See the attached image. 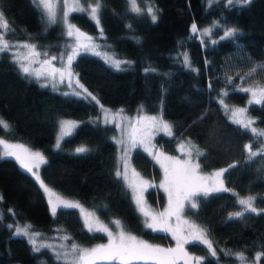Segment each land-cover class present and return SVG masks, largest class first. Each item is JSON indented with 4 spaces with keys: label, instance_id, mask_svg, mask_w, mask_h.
Masks as SVG:
<instances>
[{
    "label": "trees",
    "instance_id": "obj_1",
    "mask_svg": "<svg viewBox=\"0 0 264 264\" xmlns=\"http://www.w3.org/2000/svg\"><path fill=\"white\" fill-rule=\"evenodd\" d=\"M137 2L145 9L142 14L131 11L129 0H99L98 24L87 13L69 14L81 29L99 35L111 52L127 60L117 69L97 53L76 55L71 68L95 100L44 86L22 73L8 51L0 52V118L10 125L0 128V139L36 149L46 161L33 171L37 180L0 150V264H62L47 248L35 251L27 236L16 234V224L30 225V230L43 235L59 232L86 246L107 240L106 233L85 227L77 207L59 206L53 214L41 181L106 222L119 220L146 242H168L165 232L146 226L128 185L117 176V129L100 118V106L158 113L173 134L159 132L153 140L156 146L176 154L178 142L191 141L204 153L197 161L201 173L222 166L228 169L223 181L229 191L201 193L194 197L197 207L186 209L206 230L217 252L212 257L203 243H187L186 250L200 256V264H233L234 253L250 258L264 253V138L234 123L229 113V107L242 106L245 119L254 122L251 127L264 130V103H249L251 92L243 91L264 87V67H260L264 66V0H251L244 6L228 5L226 0ZM95 3L88 0L84 6ZM149 6L156 10L155 22L146 11ZM0 12L14 30L6 38L55 48L60 27L57 22L49 24L32 0H0ZM207 25L211 34L200 33ZM233 28L237 30L234 36L222 38L225 30ZM64 118L77 123L56 147ZM246 145L258 155L249 158ZM78 148L86 151L78 152ZM129 160L150 181L148 204L161 207L163 190L156 187L160 168L152 153L135 146ZM243 195L255 197L257 213L230 219L242 210L238 200ZM258 262L264 264V255Z\"/></svg>",
    "mask_w": 264,
    "mask_h": 264
},
{
    "label": "snow or ice",
    "instance_id": "obj_2",
    "mask_svg": "<svg viewBox=\"0 0 264 264\" xmlns=\"http://www.w3.org/2000/svg\"><path fill=\"white\" fill-rule=\"evenodd\" d=\"M32 2L38 9L44 12L49 24H55L57 22V9L58 7H60V19L61 22L67 25V35L69 37H75L77 41L76 47L72 49L71 54L67 55L66 66L61 68L54 67L52 65V61L58 59V57L56 56H52L50 59H45L41 62L42 67L44 65H48L50 68V71H47L46 73L44 71L34 70L31 66L32 63L35 62L31 58L39 57L41 55V53L36 50V45H20V47H24L29 50L28 54L23 57L19 55H16L14 57L16 62L19 64V68L22 73L29 76H35L37 78L47 75L48 79L52 82L53 88H55L57 74L59 75L60 83L64 82L65 77H68L70 82L73 75L71 71V65L74 57L78 54V49L84 48L85 50H88V45L81 42V37H84L89 41L92 39L91 37H86V35L80 32V30L76 28L75 25L68 23V15L74 11L84 12L90 15V17L98 24L101 5L99 3V0H96L94 6L89 4L88 7L83 6L84 4L88 3V0H83V3L81 2V0H32ZM129 3L131 11L137 14H142L145 11V9H142L140 7L137 0H129ZM233 3L244 6L250 4L251 0H227L228 5H232ZM146 11L151 16L153 22H155L158 17L156 15V10L154 9V7L149 6L147 7ZM129 27H131V25H129ZM191 27L193 33H196L198 31L195 24H193ZM9 31L14 30L10 29L7 20L4 18L3 14L0 13V52L11 50L12 46L9 44L8 40L4 38ZM236 31L237 30L234 28L227 29L225 30L224 37L222 38L232 37L236 34ZM203 34H211V29H204ZM184 58L185 62H187L188 57L185 55ZM59 59H61L63 63V55H61ZM24 61H28V63H25ZM111 63L115 68L120 69V61L112 60ZM256 70V68H253V72H255ZM248 75L251 76L252 73L250 72L248 73ZM77 84L80 88H83V85H80L78 80ZM44 86H47V84H45ZM243 91L251 92L252 100L249 101V103H264V87H258L256 90H253L252 88H245L243 89ZM84 92L87 93V96H90L93 100L96 99L95 96H92L91 93L87 92V89H84ZM75 94L80 95L79 92H76ZM245 111V109L234 110L231 114L233 122L241 125L244 129L249 130L254 136L258 138H264V130H258L255 127H251L252 123H254L253 121L240 118V115ZM141 119L147 121L144 128H133L129 138L133 144L139 142L140 144L145 146L146 151H149L151 153L149 145L151 144L152 131H163L171 136L173 134L172 128L171 125L165 122L162 118L148 117ZM73 126V122L71 121L62 122L61 136L69 134V129ZM0 128L9 129L10 125L8 122L0 118ZM138 134L139 140H137ZM120 142L122 143L123 141ZM0 145L3 146V156L15 157L22 168L26 169L28 172L36 176L37 180L40 179L37 173L33 172V169L38 168L40 164L46 162L42 153L38 151H31L22 144H10L4 139H0ZM56 147H59V142L57 143ZM245 147L249 152V158L258 155V152L252 151L251 145H246ZM180 150L182 152H186L187 159L179 160L174 157L165 156L163 153L154 155V158L157 159V161L161 163V166L164 168V181L159 186L164 188V190L168 193L169 205L166 211L160 212L158 214L150 212L146 208L143 199V187L134 182H129V187L133 189L134 200L139 211L148 218L145 220L146 226L153 231L172 232L174 238L177 241V247L165 249L158 246H153L144 240L138 239L135 235L126 233L123 230V227L120 225L119 221L114 222L119 229L116 235H114L106 225L99 223L98 221L95 224L88 222V230L106 233L108 236V243L101 244L90 249H81L77 245H72L71 248L73 255L71 264H101V262H109V264H138V262H144V264H150V262L151 264H177V262L181 259L185 261V264H190L192 258L188 256L183 247L184 244L189 243V240L187 237L183 236L182 229H180L179 227L173 228L170 225L169 220L171 219V217L176 216L177 220L179 221L180 213L184 208L185 201H190V207L196 208L197 204L195 203L193 198L201 193L204 196H207L212 192L229 191V189L224 187V182L222 179L224 172L228 171V169H221L215 172L213 174L215 183L211 186H208L207 180L209 178L198 174L200 164L198 162H193L192 155L193 150H195V159L198 161L199 157L204 155V153L196 148L195 145L191 143V141L187 142V146L185 144H181ZM77 151L84 152L86 151V149L78 148ZM261 152H264V148L261 149ZM125 167H127L126 158ZM229 167H234V165H230ZM133 173L137 176L139 175L138 173H135V170H133ZM116 174L117 176L124 175L127 179L126 171L125 173H121L118 171ZM142 183L147 184L148 182L143 181ZM41 185L44 186L43 181H41ZM44 190L49 193V203L52 204V213L55 214L56 208L58 206L57 203H53L52 201V196H54L55 193H53L51 189L47 188V186H44ZM0 199H2V197H0ZM56 199L65 207H80L78 204H72L67 201H62L59 197H57ZM254 201L255 197L252 196H249L247 198H239L238 203L243 206V208L241 211L233 213L229 218H240L243 217L245 213H257L258 210L256 207H254ZM30 227L31 226L29 225L25 226L24 228H17L16 234L27 236L30 243L34 245L35 251H40L42 247H51L50 245L45 244L37 246L35 237L38 234H31L29 231ZM190 227L195 229V231H193L192 233V240L199 241L206 245L209 249L210 255L212 257H216V249L213 247L211 241L207 239L206 230L197 228L196 226ZM225 254L227 255L229 253ZM232 255H234L235 258L240 261V264H246V257L243 252L234 253ZM261 255H264V253H257L255 261H259ZM65 256H67V254H65ZM57 258H59V254H57ZM196 260L200 261L201 258H196Z\"/></svg>",
    "mask_w": 264,
    "mask_h": 264
},
{
    "label": "rangeland",
    "instance_id": "obj_3",
    "mask_svg": "<svg viewBox=\"0 0 264 264\" xmlns=\"http://www.w3.org/2000/svg\"><path fill=\"white\" fill-rule=\"evenodd\" d=\"M64 10H66V9H64ZM42 13L44 14L43 11H42ZM60 13H61V8L58 7V9H57V23H58V25L60 27V31L58 33L59 39L54 43L56 45L55 48H54V45H51V46H49V45L48 46H38V44H35V43L27 41V40L8 39V38L4 37L6 40H8L9 44L12 46L11 50L8 51L11 54L12 58L14 59V57L16 55H19V56L23 57V56L28 54L29 50L27 48L20 47V45L34 44V45H36V50L41 53V55L39 57H32L31 58L33 61H35L31 65L34 70L44 71L45 73L47 71H50L49 66L48 65H44L42 67L41 66V62L43 60H45V59H50L52 56L58 57L57 60L52 61V65L54 67L61 68V67L66 66L67 55L71 54L72 49L75 48L76 45H77V41H76L75 37H69L67 35V25L65 23L61 22ZM46 19H47V17H46ZM67 22L75 25L76 28H78L80 30V32H82V33H84L86 35V37H91L92 38L89 41V40H86L84 37H81V42L86 43L88 45V50H85L84 48H79L78 49V53H81V52H94V53L99 54L102 58H104L111 65H113L111 63L112 60L120 61L121 62L120 67L127 63L126 59H124L122 57H118L113 52H111L104 45L102 40L99 38V35H92V34L86 32V31H84L75 22H73V21H71L69 19V15L67 17ZM210 26L211 25L204 26L203 28L199 29V32L203 33L204 29H210ZM61 55H63V57H64L63 63H62L61 59H59V57H61ZM14 61L16 62L15 59H14ZM24 62L28 63V61H24ZM17 65L19 66L18 63H17ZM71 71H72L73 75L71 77L70 82H69V78L65 77L64 82L60 83L59 82V75L57 74L56 87L60 88L59 90H61V91L71 92V93H74V94L76 92H79L80 95L87 96V93L84 92V89H86L85 86L78 80V78H77L76 74L73 72L72 68H71ZM26 76H28L31 79H34V80L38 81L39 83H41L43 85L47 84L48 86L53 87L52 86V82L48 79L47 75L41 76L39 78H37L35 76H29V75H26ZM77 80L79 81L80 85H83V88L79 87V85L77 84ZM58 88H56V89H58ZM250 88H252L253 90H256L258 87L251 86ZM87 92H88V90H87ZM249 100H252V94L251 93H250V99ZM237 109H245V108L242 107V106L229 107L230 115L232 114V112L234 110H237ZM100 113H101L100 114V118L103 121L114 123V125L116 126L117 133L114 136V138L117 141L118 148H119V159H120L119 163H120V167H119L118 171L121 172V173H125V171H126V173H127V179L125 178L124 175H121L122 179L126 182L128 187H129V182L130 181L134 182V183H136L138 185H141L143 187V189H144L143 190V199H144L146 208L150 212L158 214L160 212L166 211L168 209V205H169L168 193L164 190V188L159 186L164 181V175H165L164 168L161 166V163H159L157 161V159L154 158V155L159 154V153H163L165 156L174 157V158L179 159V160H185V159H187L186 152H182L180 150V146H181V144H185L187 146V143H185L184 141L178 142L177 145H176V152L177 153L176 154H171V153H169L167 151L162 150L160 147L156 146L154 144V142H153L154 138L156 137V135L159 132L163 133V134H166V135H168V134L166 132H163V131H157V130H153L152 131L151 144L149 145V147L151 149V153H152L153 159L155 160V162L157 163V165L160 168V184H156V187L157 188L159 187L160 189L163 190L164 198H163V204H162L161 207L151 206V205L148 204V202L146 200V190H147V188H148V186L150 184V181L147 178H145L142 174H140V172L133 167V165L131 164V162L129 160V152H130V150L133 147L139 146L140 148L145 150V146L140 144L139 142L133 144L129 137H130V134L132 133L133 128H137V129H143L144 128V126L147 123V121L146 120H142L141 118H148V117L162 118V117L158 113H147V112H143V111L128 113V112L124 111L122 108L110 109V108L103 107V106H100ZM244 113H242L240 115L241 119H245ZM162 119L165 122H167L164 118H162ZM64 121H71V122H73L74 126L77 123V121L74 120V119H67V118L61 119L60 124H59V131H58L57 137H56V142H58L64 136V135L61 136L62 122H64ZM74 126L69 129V133L72 131ZM65 135H67V134H65ZM137 140H139V134L137 136ZM6 141L8 143H10V144H22V143H20L18 141H8V140H6ZM120 141H123V142L121 143ZM22 145H24V144H22ZM24 146L26 148H28L29 150H31V151H34V152L38 151L36 149H32L30 147H27L26 145H24ZM0 150H1L2 154H3V146L2 145H0ZM12 158L15 159V157H12ZM125 158L127 160V167H125ZM193 162H197V160L195 159V156H193ZM18 164H19V162H18ZM221 169H225V167L222 166V167L213 168V169H211V170H209V171H207L205 173H201L200 171H198V174L208 177L209 179L207 180V185L211 186V185H213L215 183V179L213 177V174L215 172L221 170ZM35 170H36V168L33 169V171H35ZM133 170H135V173H138L139 175L138 176L135 175L133 173ZM222 179H223V177H222ZM143 181H147L148 183L147 184H143L142 183ZM152 184L155 185L154 183H152ZM43 185L47 186V188L51 189L52 192L55 193V195L52 196V201H53V203H57V205H58L57 207L64 206L62 203H59L57 201V199H56L57 197H59L60 200H62V201H67V202L72 203V204H78L80 207H77V208L79 210V213L81 215V218L83 219V222H84L86 228H88V222L95 224L98 221L99 223H102V224L106 225L113 232L114 235H116L118 233L119 229L117 228V226L114 223L115 222L114 220H117V219H114V220L112 219L113 221L111 220L113 222V225H112V224H110L111 221H109V223H108L105 220L99 218V216L95 213V211H93L92 209L86 208L85 206H83L76 199L61 195L59 192H57L52 187H50L48 185H45V184H43ZM44 186H42L43 187V191H44L46 200L48 202L49 209L52 211V204L49 203V193L44 190ZM224 187H225V185H224ZM129 189L131 191V195H132L133 201L135 203V206L138 209V207L136 205V202L134 200L133 189L130 188V187H129ZM247 197H249V195H243L240 198H247ZM190 203H191L190 201H185L184 202V208H183L182 212L180 213L179 221L177 220L176 216H173L169 220V223H170V225L173 228L179 227L180 229H182L183 236L187 237L189 242H192V241H194V240H192V233H193V231H195V229L191 228L190 226H196L197 228H200V229H204V228L202 227V225H200L195 220L191 219L186 214V209L190 208ZM242 208L243 207H241V209ZM138 211H139V209H138ZM139 213H141V212L139 211ZM90 214H94V215H90ZM141 215L143 216L144 221L146 219H148L147 217H145L143 215V213H141ZM117 221H119V220H117ZM120 225L123 227L121 222H120ZM24 227H25V225L16 224L14 226V231L16 232L17 228H24ZM123 230L126 233H130L124 227H123ZM29 231H30L31 234H38L35 237L37 246H39L41 244L50 245L51 247H48L47 249H49L51 251L53 257L56 260H60L62 262V264H71L72 255H73L72 248H71L72 245H77L81 249H90V248H94V247H96L98 245L107 244L108 243V236H107L106 242H104V243H97V244H92V245L86 246V245L77 244V243L69 241L68 239H65L66 237L64 235H62L61 233H59V232H54V233H52L50 235H46V234L43 235V234H40L37 231H33V230H30V229H29ZM163 232H165V231H163ZM165 233L168 236V242L166 244H156V243H149V242L148 243L153 245V246H158V247L165 248V249L176 248L177 247V241L174 238L172 232L169 231V232H165ZM130 234H132V233H130ZM138 239H140V238H138ZM207 239H209L208 236H207ZM32 246L34 247L33 244H32ZM183 247H184L185 252L188 254V256L192 258L191 261H190V264H200V261H197L196 258H201V257L196 255V254H194V253H192V252L187 251L186 250V244H184ZM57 254H59V258H57ZM65 254H67V256H65ZM245 257H246V264H254L255 258H250V257H248L246 255H245ZM179 263L180 264H185V261L183 259H181V260H179L177 262V264H179ZM14 264H16V263H14ZM233 264H240V261H238L235 258ZM255 264H259V262L255 261Z\"/></svg>",
    "mask_w": 264,
    "mask_h": 264
}]
</instances>
